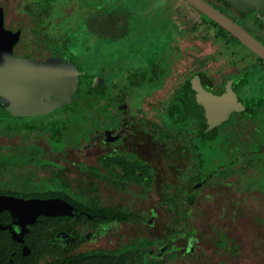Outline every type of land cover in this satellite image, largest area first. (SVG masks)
Segmentation results:
<instances>
[{"label": "flooded vegetation", "instance_id": "obj_1", "mask_svg": "<svg viewBox=\"0 0 264 264\" xmlns=\"http://www.w3.org/2000/svg\"><path fill=\"white\" fill-rule=\"evenodd\" d=\"M47 1L50 2L0 0V62L5 59L11 63L15 59L14 66L18 68L25 60L44 62L49 51L36 45V35L40 31L49 34L50 28L53 34L58 33L62 26L61 16L65 14L62 8L61 16H52ZM100 1L79 7L85 12L83 21L86 19L87 22L92 17L93 5L100 6ZM107 8L104 6L103 9ZM31 14L32 22L28 18ZM63 23L66 25L65 21ZM29 33L34 42L30 45ZM143 35L146 34H135L132 41H124L131 37L129 34L119 48L136 51L134 58L137 63L134 66L146 67L147 58L141 53L155 55L157 44L165 45L162 52L169 59L166 64L169 73L158 86L154 81L142 86L143 93L138 99L141 107L130 106L127 110L128 106L123 104L117 105L116 109L107 105L97 127H93L90 120L87 128L90 141L94 138L95 142L88 145H96L100 153L94 162L91 160L83 166L86 191L78 188L82 176L77 179L76 176L62 175V163L57 164L58 169L49 166L53 168L49 169L52 176L36 183L38 187H33L32 183H29L31 187L28 190L0 186L16 193L1 192L0 195L61 198L70 205L65 209L69 213L39 214L32 221L28 217L14 221L9 210H2L0 264H203L204 258L209 257L205 249L207 242L211 244L212 256L218 257L216 264H251L243 255L245 251L240 248L236 233L218 219L204 222L206 212L194 205L205 186L224 184L229 176L236 173L240 174L239 180H243L249 190L264 189V104L258 105L260 110L255 105L251 106L249 91L236 88L241 86V79L246 76L249 84L245 88L251 91L261 89L262 95L255 99H259L258 102L264 100V66L256 58L252 62L251 55L238 54L239 62L234 60L233 67L230 63L222 69H209L197 64V68L189 70V65L182 63V80H173L178 69L174 68L168 51H171L173 43L177 47L178 38H184L186 34L168 37L161 32L156 35L159 41L153 40L142 49L139 38ZM252 35L258 37L257 34ZM10 41L14 42L11 58L4 53V43ZM227 41L232 43L229 36ZM184 42L181 51H187V41ZM107 50L106 47L103 54ZM255 66L259 70L252 79L251 69ZM227 90L236 93L237 103L243 109H235L238 106L234 104L229 112L217 111L206 116L210 100L229 94ZM253 108L255 113H252ZM11 119L23 117H7L5 134L0 133V137L36 132L45 133L50 139V133L41 130L43 122L41 126L27 129V124L13 123ZM214 132L217 138L208 145L212 153L205 156L204 145L197 140L200 135ZM158 134L169 136V139L158 140ZM252 134L257 138L248 142ZM242 136L244 139L240 140ZM6 146L12 148L13 144ZM172 172L176 175L174 182H171ZM121 182H127L126 188L117 185ZM19 185L21 183L18 182ZM101 188L105 193L100 191ZM22 191L47 196L25 197ZM109 193L115 195L112 198L129 197L132 200L128 206L118 202L111 204ZM189 199H193V203H189ZM237 210L222 209L223 213L231 212L232 218ZM198 217L202 219L201 223L196 222ZM238 254L243 255L244 261L236 260Z\"/></svg>", "mask_w": 264, "mask_h": 264}, {"label": "rangeland", "instance_id": "obj_2", "mask_svg": "<svg viewBox=\"0 0 264 264\" xmlns=\"http://www.w3.org/2000/svg\"><path fill=\"white\" fill-rule=\"evenodd\" d=\"M96 2L97 0H50L48 3L50 4L52 16H61L63 8L65 14L61 16V24H64L63 22L65 21L70 28L77 29L80 22H83L82 15L85 14V12L83 13V11L79 10V7H85V5ZM99 3L101 4L100 6L93 5L92 11L104 8V6L105 8L107 6L110 8L109 6L114 3H125L126 6L136 11L139 15L136 19L137 31L149 30L146 35L139 38L142 49L146 48L153 40L159 41L156 35L161 32L168 34V37L171 34L173 36L186 34V37L178 38L177 47L173 43L170 48L171 51H168L169 57L173 59L174 68L178 69L175 71L176 75L173 80H182V63H187L190 67L189 70L197 68V64H200V66L205 65L209 69H222V67L230 63V66L233 67V61L237 62L239 55L253 56L249 50L240 44H233L227 41V35H220L218 29L210 23L204 14L192 8L184 0H151V2L145 0H102ZM41 5L45 6V4ZM232 15L236 16L235 14ZM36 17L37 15L35 14ZM28 18L30 22L34 21L32 14ZM243 22L250 27L253 33L259 37H264V30L255 26L251 18ZM154 32L157 34H154ZM130 36L135 38V34H130ZM173 36L172 39L174 41ZM28 37L29 45L33 44L32 34L29 33L27 39ZM166 40L169 39L167 38ZM185 40L187 41V51L185 49L181 51V46L185 43ZM185 54L187 55L185 56ZM141 56L144 57L143 52ZM255 61L256 59L253 56L252 62ZM251 70V76H249L253 79L259 69L255 66ZM143 89L141 87L130 96V106L141 107L138 99L139 94L143 93ZM146 108L147 106H144V109ZM47 117L40 115L17 120L11 119V121L13 120V123L23 122L29 125L41 126L42 122L47 121ZM1 123L3 125L7 124L6 121ZM90 123L88 121V126ZM252 125L253 123H251ZM89 131L87 126L77 131H69L64 136L62 143L48 139L45 133L36 132L12 135L7 138L0 137V165H9L6 169L0 166V186L5 185L6 187L28 190L31 187L29 183H32L34 184L33 187H38V184L44 182V179L52 176L49 169H58L59 165L57 164L62 163V175L76 176L77 179L82 176V181L79 182L78 188L86 191L85 177H83L86 176V173L83 166L87 162L90 163L91 160L94 162V158L100 153L96 145L89 147V142H95L94 138L93 141H90ZM94 132L92 131V136ZM256 138L257 136L252 134L248 142ZM242 139H244V136L240 140ZM9 143L13 144L12 148L6 146ZM170 176L171 182H174L175 173L172 172ZM239 176L240 174L238 173L231 175L224 181V184L220 183L215 187H211L208 184L204 187L203 192L198 195L194 206L200 211L206 212L207 218L204 222L217 221L218 219L220 223L229 226L232 232L236 233V237L241 242L240 248L245 251L243 255L251 261V264H264V189L252 188V190H249V186L243 183V180H239ZM177 178L179 177L177 176ZM215 179H218V177ZM18 182L21 185L18 186ZM262 187L264 188V184ZM100 191L105 193L104 188H101ZM114 196L112 193L108 194L111 204L118 202L122 206H128L127 203L132 200L129 197L112 198ZM227 208L238 209L234 218L231 217V212L225 211L223 213L222 209ZM196 222L201 223L202 219L198 217ZM211 248V244L207 242L205 249L209 257L204 258L203 264L217 263L218 257L212 256ZM243 255L238 254L236 260L244 261L242 259ZM251 255L253 258H251Z\"/></svg>", "mask_w": 264, "mask_h": 264}, {"label": "trees", "instance_id": "obj_3", "mask_svg": "<svg viewBox=\"0 0 264 264\" xmlns=\"http://www.w3.org/2000/svg\"><path fill=\"white\" fill-rule=\"evenodd\" d=\"M145 1L151 2V0ZM206 1L251 34L256 35L250 27L243 22L245 20L247 21L249 18H251L255 26L264 30V23L255 16L254 12H240L233 8L226 0ZM189 5L194 8L191 4ZM137 17H139V15L136 11L126 6L125 3H114L113 6L107 9L98 8V10L94 11L92 17L88 19L87 22L86 19L81 22L77 29H72L62 24L58 33L53 34V32H51L53 30L52 28H50V30L48 29L49 34H44L43 31L38 32L35 39L36 45L43 46L49 51L48 54L45 55L44 64L69 65L71 69L77 70L78 74L75 79V91L71 97L70 103L66 106H58L48 113L35 116L13 117L29 118L38 117L40 115L48 116L41 130L48 131L51 140L62 142L64 136L69 133V131H77L81 128H86L90 120L92 121L93 127H97L101 119V114L105 113L107 105L116 109L117 105L123 104L128 106L125 108L128 110L130 107L129 96L135 91L140 89L145 83L151 84L152 81L158 86L160 81L165 79L166 75L169 73V68L166 65L169 62L167 54L162 52L163 46L165 45L157 44L155 55H150V53L144 55V57L147 58L146 67L134 66L137 63L134 58L137 54L135 53L136 51L131 50L129 52L127 49L119 48L122 46L121 41L129 34H147L149 32V30L137 31ZM208 20L218 29L219 34L223 36L228 35L233 44H240L243 46L236 38L231 36L215 22L210 19ZM128 39L132 41L133 38L129 37L124 41ZM257 39L264 44V37L258 36ZM106 47L108 48V52L103 54V50ZM88 48H92L91 51ZM251 54L264 66V61L261 58L252 52ZM236 61L239 62L238 60ZM25 62L26 66L30 65L31 62L36 64V62L30 60H25ZM96 62L97 64H95ZM40 76L41 73L39 74V77ZM241 80V86H236V88L238 90L242 89V91L248 90L251 94V106L255 105L256 108L260 110L261 107L258 105L264 104V100L262 99L263 101L260 100V102H258L259 99L255 98L260 94L262 95L261 89L258 90V88H256L251 91L245 88V86L249 84L248 77L245 76ZM5 100L7 99L1 102L2 106L8 104V101ZM252 113H255L254 108ZM7 117H9V115L0 114L1 134H5V128L1 122L6 121ZM26 127L27 129H34L37 125L27 124ZM199 138L200 139L197 141H199L201 145H204V155H210L212 152L208 145L216 140L217 133H205L200 135ZM157 139L166 141L169 139V136L158 134ZM190 140L193 141L194 139L191 138ZM109 165H112V162H110ZM7 167H9V165L2 166L4 169ZM224 177H226V175H224ZM126 184L127 182H121L117 185L123 188ZM1 192L16 194L15 191L5 188H0V193ZM21 194L25 197L31 195L47 196L46 194L40 195L28 191H22ZM189 203H193V199H189Z\"/></svg>", "mask_w": 264, "mask_h": 264}, {"label": "water", "instance_id": "obj_4", "mask_svg": "<svg viewBox=\"0 0 264 264\" xmlns=\"http://www.w3.org/2000/svg\"><path fill=\"white\" fill-rule=\"evenodd\" d=\"M194 8L215 22L231 36L236 38L249 51L264 61V44L255 38L250 32L221 12L206 0H185ZM233 8L240 12H254L255 16L264 23V0H226ZM17 37H15V40ZM14 40V41H15ZM13 41L5 44L4 53L11 58ZM2 46V45H0ZM5 57V56H4ZM9 63L5 59L0 62V114L9 116H35L50 112L58 106H66L70 103L76 87L77 70L69 65L44 64L26 62L18 68L14 66L15 59ZM18 64V63H17ZM41 76L39 77V74ZM229 92V90H227ZM8 104L2 106L3 100ZM205 115L210 116L217 111H231L234 104L243 109L237 103L234 91L214 98ZM67 201L61 198H23L14 195H0V212L9 210L15 220L28 217L32 221L39 214L58 215L69 213Z\"/></svg>", "mask_w": 264, "mask_h": 264}]
</instances>
